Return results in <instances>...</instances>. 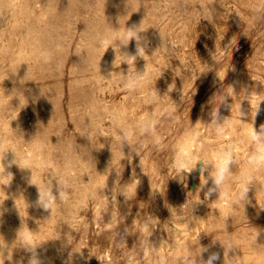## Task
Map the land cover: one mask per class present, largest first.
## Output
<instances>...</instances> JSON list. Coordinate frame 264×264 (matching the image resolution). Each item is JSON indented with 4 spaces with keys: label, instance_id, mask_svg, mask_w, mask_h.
<instances>
[{
    "label": "rangeland",
    "instance_id": "374dc122",
    "mask_svg": "<svg viewBox=\"0 0 264 264\" xmlns=\"http://www.w3.org/2000/svg\"><path fill=\"white\" fill-rule=\"evenodd\" d=\"M141 23L139 41H116ZM129 55L133 76L147 67L142 90L120 84ZM154 108L158 144L139 135L140 154L122 145L114 114L131 124ZM214 108L229 118L224 138L208 124ZM252 123L264 124V0H0V264H199L212 252L214 264H264ZM182 140L204 153L235 147L240 167L230 165L220 198L205 196L211 179L199 191V165L172 177Z\"/></svg>",
    "mask_w": 264,
    "mask_h": 264
},
{
    "label": "clouds",
    "instance_id": "9594fccd",
    "mask_svg": "<svg viewBox=\"0 0 264 264\" xmlns=\"http://www.w3.org/2000/svg\"><path fill=\"white\" fill-rule=\"evenodd\" d=\"M142 23L138 27H133V28H127L126 27L127 32H128V42L127 43H124L123 38H121V37H117L116 41L119 40L124 45H127L133 38H135L137 41H139L140 40L139 33L142 31V30H140V26L142 25ZM104 39H106V37H102L98 41V46H100V47L103 46ZM109 46H112V45H109ZM144 52H145L144 48L139 47V45H138L139 55L144 56V54H143ZM41 55L45 61H47L50 58L48 53H42ZM130 57H134V60H132L131 63L127 59L122 61V62L126 61L131 67H130L127 74H124L121 72L122 77L120 80V84L127 91L134 92V91L142 90V88L144 87L145 82L147 81V76H146L147 67H146V70L144 72H138L136 70L137 75L133 76L131 74V68H132V64H135L134 62H135L136 57L135 56H130ZM115 61H116V59H115ZM115 61H114V65L117 66ZM121 73H117V74L120 75ZM217 75L221 80L224 79V77H221L219 75V73H217ZM229 87L232 88L231 86H229ZM159 96L162 98V96L160 94H159ZM228 96H232V95L229 94ZM14 97H18V99H19V104L16 107L22 109L27 105V104H25V98L26 97L24 95H22L21 93L15 95ZM249 102L251 104V109H252V102L250 100H249ZM152 103L155 104V103H157V101L153 100ZM258 110H259V107H257L255 109V112L252 111L253 118L257 114ZM231 111H233V105L231 107ZM158 115L159 114L155 111V108H154V110L151 112L149 117H146L143 120H138L134 123L129 124L126 122V116L124 113H122V112L115 113L114 118H115L116 126L118 127V129L120 131V135L122 137V145H124L125 143H128L129 145L133 146V150L136 153L140 154L139 143L133 142V137L139 136V135H150L153 137V142L158 144V141L155 138V132H154V122L158 118ZM211 115H212V119H211V122L208 124L213 126V130H214V132L218 138H224L226 133L229 130V127H230L229 118L228 117L222 118L220 116V119L218 120L216 117L215 108H214L213 112L211 113ZM242 115H243V113L241 112V108H240V117H239L240 120H241ZM198 123L199 122H197L195 125H193V129H192V140L193 141L195 140L196 133L198 131V129L195 127ZM88 137L91 139V137L89 135H88ZM246 137H247V141L249 142V144L252 146V149H253L251 156H250V159L248 161V164L251 167H253L256 171H259L261 168H264V124H262L260 126L259 131H257V129L254 127V124L252 123V128L250 131L247 132ZM112 138L115 139V137H112ZM13 152L15 153V157H16L15 160L13 161V163H16L20 166V164L17 162V154L15 151H13ZM232 164H237L240 167V161L237 158V154H236L234 146L226 145L219 152L208 151L207 153H204L201 149L196 147V145L192 141L182 140V141H179L177 146L173 149L172 156H171L170 161H169V168H170L171 172L173 173L172 177H179L180 180L183 182L186 180L185 174L192 173L194 170L197 169V167L199 165L200 166V172H201V175H200L201 185H200L199 191H202L203 188L208 184L209 179H211L213 186L208 189L207 193H205V196L206 197L211 196V194L213 192H218L219 198H220L221 191L224 189L225 185L228 184L232 179L231 174L233 172L230 168V165H232ZM8 166H10V165H8ZM8 166L5 165L6 173L11 174L7 171ZM56 181L58 182V185H59V195L57 196L54 193H53V195L58 199H62L63 193L61 191V185H60V182L58 179ZM30 182L32 183V177H31ZM247 183L250 186L253 184L257 185L258 182L256 181L255 177H253L252 179L248 180ZM127 187H128V185H125L119 191L123 192L126 195V197L129 199L134 198L136 195V192L133 195H129V193L127 191ZM185 187H187L186 184H185ZM261 187H264V185H262ZM248 190H249V188H248ZM248 190L243 195L247 196ZM199 191H197L195 195H193L190 192L189 197L191 196V197H199L200 198ZM52 192H53V190H52ZM38 202L43 206V208L45 210L50 209L48 204L43 202L41 191H40V197H39ZM50 202H51V200H50ZM261 208H264V207H261ZM144 222L150 223V220H147ZM173 227H174V225H173ZM19 234H20V231L18 233V238H19ZM223 245L225 246L226 250H230L233 247H239L235 243H232L229 245H226L223 243ZM21 246L25 247L27 250L34 252L35 247L31 246L30 244H21ZM206 251H208V249L202 248L197 257H200L201 254L203 252H206ZM197 257H196V260H197ZM9 258H11V257H9ZM98 258L101 261L105 262V260L100 258L99 256H98ZM191 259H192V257H190V256L187 258L188 261H190ZM218 259H219V253L212 252L208 256L206 261L202 260L199 262V264H214V262L217 261ZM125 261H126V264H128L127 258L125 259ZM29 264H39V262L35 258H32L29 261ZM185 264H187V261H185Z\"/></svg>",
    "mask_w": 264,
    "mask_h": 264
}]
</instances>
